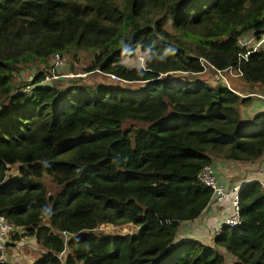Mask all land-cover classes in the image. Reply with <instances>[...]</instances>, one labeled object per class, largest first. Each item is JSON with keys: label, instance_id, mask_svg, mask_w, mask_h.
Listing matches in <instances>:
<instances>
[{"label": "trees", "instance_id": "obj_1", "mask_svg": "<svg viewBox=\"0 0 264 264\" xmlns=\"http://www.w3.org/2000/svg\"><path fill=\"white\" fill-rule=\"evenodd\" d=\"M249 32L264 35V0H0V213L15 226L7 244L32 238L40 251L30 264H264L256 179L239 188L240 222L212 244L176 237L211 199L198 177L205 164L264 155V109L243 118L249 95L188 76L233 68L264 85V48L239 43ZM81 49L93 54L84 69L141 84L45 80L54 53ZM137 50L143 64L124 63ZM105 223L135 228L97 230Z\"/></svg>", "mask_w": 264, "mask_h": 264}, {"label": "rangeland", "instance_id": "obj_2", "mask_svg": "<svg viewBox=\"0 0 264 264\" xmlns=\"http://www.w3.org/2000/svg\"><path fill=\"white\" fill-rule=\"evenodd\" d=\"M242 40L245 41L246 45H252L255 47H263L264 46V40L263 42H260L258 45H256L257 38L252 34V32L246 33L244 36H242ZM255 38V39H254ZM65 56V63L57 66L54 62L53 56L50 57L49 63H47V68L50 71V75L45 78L49 83H57L59 85H65L71 80H76V81H83L89 85L92 84H109V85H116V86H130L132 88H137L139 84H141L140 81H130V82H122L121 78L115 77L114 75L110 74H103L99 69H93V70H86L84 69L86 66L91 64V59H92V51L88 49H81L77 51H70L69 53H64ZM144 52L141 50H137L135 55L129 57H124L123 61L127 65H142L144 60H145ZM44 65L42 63H37L36 68H30L27 67L25 68L22 73L21 79H30L33 77L34 73L42 68ZM178 73H185L182 71H173L167 73L169 77L176 76ZM188 76L190 78H199V79H204L210 84H216V83H223L226 81L228 85L234 89L238 93H242L245 95H248L249 93L256 92V94H264V85H261L260 83H251V82H246L244 81L239 74H237V71L233 68H228L225 70H221V72L215 71L211 67L205 68L204 71L199 72V73H189ZM21 81V80H20ZM126 83V84H125ZM250 100L247 101L245 104L246 106L251 103L254 99H256V95H249ZM11 172L15 170V167H12ZM45 183L48 187V189H54L56 185H54L49 178L45 177ZM135 226L131 223H124V224H100L98 226L97 230L103 231V232H126L133 230ZM14 232V231H13ZM12 232V233H13ZM11 233V234H12ZM178 237V235H176ZM20 241V240H17ZM33 243V244H32ZM31 245H29V242L24 243V245L16 249L15 248V241L10 243L9 246L6 247V254L8 256V259L10 262L13 264V259L15 264L22 263V264H28L29 259L32 256L30 253H35L37 254L40 250L35 242H32ZM34 249H33V248ZM20 253L19 256L18 253ZM225 253V252H224ZM12 254V257L10 255ZM34 254V255H35ZM5 258H7L5 256ZM22 259H24L22 261Z\"/></svg>", "mask_w": 264, "mask_h": 264}, {"label": "crops", "instance_id": "obj_3", "mask_svg": "<svg viewBox=\"0 0 264 264\" xmlns=\"http://www.w3.org/2000/svg\"><path fill=\"white\" fill-rule=\"evenodd\" d=\"M262 109H264V102L254 99L247 106H241V115L243 118H250L256 111ZM212 165L218 181L227 187L247 180L255 179V177L264 176V155L252 162L216 159L212 162ZM230 212L231 207L227 201L218 202L210 200L198 217L192 220H185L180 223L177 230V238L195 237L202 240L206 244H212L213 237L215 235L214 229L227 215H229ZM21 240H23L24 243L30 242L29 245H31L33 241L32 238L29 237L21 238ZM20 253L21 252H19L17 256H19ZM34 254L35 253H30V255H28L32 256L29 259L28 264H30L38 253ZM10 257H12V254ZM14 260L15 259H13V264H15ZM23 260L24 259H22V261Z\"/></svg>", "mask_w": 264, "mask_h": 264}, {"label": "built area", "instance_id": "obj_4", "mask_svg": "<svg viewBox=\"0 0 264 264\" xmlns=\"http://www.w3.org/2000/svg\"><path fill=\"white\" fill-rule=\"evenodd\" d=\"M242 39L244 38H242L241 36L239 38V43L246 45L245 41ZM263 40H264V35L261 36L259 39H257L256 45H258L260 42H263ZM252 48L254 49L255 46H252ZM143 52L145 56L146 53L145 51ZM53 58L57 66H60L65 63V56L63 54L54 53ZM216 71L221 72L219 69H217ZM28 88L29 87L27 86L26 89ZM241 95L243 94L241 93ZM248 95H256L255 97L257 101L261 100L264 102V94L262 95V94H256V92H252L249 93ZM263 175H264V169H263ZM198 177L212 188V196L210 200H214L218 202L227 201L231 207V212L229 213V215H227L223 219V221L214 229L215 234L221 231L223 225L234 226L238 224L240 222V214H239L240 203H239L238 191L243 182L228 187L225 186L223 183L218 181L212 164H205L198 173ZM255 179L259 181L264 191V176L255 177ZM14 228H15L14 224L9 219H7L5 215L0 213V261L5 262L6 264H12L6 254V247L10 245L7 244V241H9L10 235L14 231ZM14 245L16 249H19L24 245V242L15 241ZM38 249L40 250V247H38ZM5 256L7 258H5Z\"/></svg>", "mask_w": 264, "mask_h": 264}, {"label": "water", "instance_id": "obj_5", "mask_svg": "<svg viewBox=\"0 0 264 264\" xmlns=\"http://www.w3.org/2000/svg\"><path fill=\"white\" fill-rule=\"evenodd\" d=\"M226 86H228V83L226 81L223 82ZM231 89V88H230ZM233 90V89H232Z\"/></svg>", "mask_w": 264, "mask_h": 264}, {"label": "clouds", "instance_id": "obj_6", "mask_svg": "<svg viewBox=\"0 0 264 264\" xmlns=\"http://www.w3.org/2000/svg\"><path fill=\"white\" fill-rule=\"evenodd\" d=\"M229 87V86H228ZM229 88H231V87H229ZM232 89V88H231ZM234 90V89H233ZM235 91V90H234ZM238 93V92H237ZM240 95H241V93H239Z\"/></svg>", "mask_w": 264, "mask_h": 264}]
</instances>
